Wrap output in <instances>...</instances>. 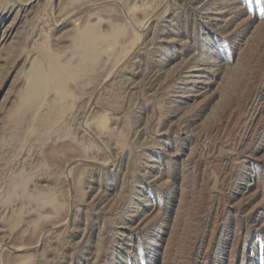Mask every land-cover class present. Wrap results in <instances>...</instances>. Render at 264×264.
Instances as JSON below:
<instances>
[{
  "label": "rangeland",
  "instance_id": "374dc122",
  "mask_svg": "<svg viewBox=\"0 0 264 264\" xmlns=\"http://www.w3.org/2000/svg\"><path fill=\"white\" fill-rule=\"evenodd\" d=\"M0 264H264V0H0Z\"/></svg>",
  "mask_w": 264,
  "mask_h": 264
},
{
  "label": "bare ground",
  "instance_id": "6f19581e",
  "mask_svg": "<svg viewBox=\"0 0 264 264\" xmlns=\"http://www.w3.org/2000/svg\"><path fill=\"white\" fill-rule=\"evenodd\" d=\"M5 29V28H4ZM83 32V31H82ZM9 33V32H8ZM81 38V37H80ZM91 44V43H90ZM89 43L86 44V46H84V48L89 49L90 47H93V43L90 45ZM96 45V44H95ZM94 45V48L96 50V47ZM91 49V48H90ZM93 49V48H92ZM91 49V50H92ZM78 51V50H77ZM85 52V51H84ZM88 54V52H85L84 54ZM95 53V52H94ZM44 55V54H42ZM45 57V56H44ZM41 60V56L39 57ZM44 58H42V61L44 62H36L33 63V65L31 66V69L27 75V82H26V86L25 89H23V91H20L19 93V99L17 100L18 103H16L15 106H13V108L10 110V112H7V118L9 119V121L11 123L17 124L18 122L20 123L21 120H25L26 117H28L33 104L35 103L33 100L38 98L41 94V92L43 91V89L50 85L51 87L55 88L57 91L60 92V90H62V86H63V79H62V72H60V68H63V64L61 67H57L56 65L54 66L53 64H49L48 61L46 62L45 60H43ZM46 59V58H45ZM80 59V57H79ZM49 60V59H48ZM51 61V60H50ZM49 61V62H50ZM81 61V60H80ZM78 63V62H77ZM88 64H86L87 66ZM73 66V65H72ZM68 66L66 69L68 70V73L71 77H78V75L81 73V68L82 66L80 64H77L76 66ZM90 66V65H89ZM66 70V71H67ZM63 71V70H61ZM81 75V74H80ZM52 78L50 80H46L45 78L51 77ZM80 77V76H79ZM68 81V80H67ZM66 81V82H67ZM65 82V81H64ZM65 82V83H66ZM69 92V91H68ZM57 93V92H56ZM44 94V93H43ZM61 94V93H58ZM18 97V95H17ZM16 97V98H17ZM54 98V97H53ZM43 99V98H42ZM45 99V98H44ZM48 100V99H47ZM55 100V99H54ZM45 101V100H44ZM58 101V100H57ZM38 102V101H37ZM49 102V101H48ZM55 103V102H54ZM51 104V103H50ZM53 104V103H52ZM35 105V104H34ZM51 108L53 107L52 105H50ZM62 108V107H61ZM34 109V108H33ZM56 111V110H55ZM32 113V112H31ZM54 113V112H53ZM58 113V112H57ZM51 114V113H50ZM57 115V114H56ZM44 116V115H43ZM41 119L38 120V126L41 127L40 128V132L43 133V128L45 127L46 123L49 122L47 118H45V116ZM55 116V115H54ZM6 117V116H5ZM57 118V117H56ZM29 120V119H28ZM34 121V120H32ZM23 122V121H22ZM35 122V121H34ZM48 124V123H47ZM37 125V124H35ZM51 125V124H49ZM15 126V125H14ZM20 126V125H19ZM37 127V126H36ZM11 130V129H10ZM14 130V129H13ZM37 130V129H36ZM39 131V130H38ZM46 131V130H45ZM39 132V133H40ZM11 133V132H10ZM16 135V134H15ZM40 135V134H39ZM43 135V134H42ZM40 135V136H42ZM42 138V137H41ZM19 182V181H18ZM25 182V181H24ZM16 183V182H15ZM16 189V188H14ZM29 193V192H28ZM16 195V194H15ZM31 196V195H30ZM33 197V196H32ZM51 197V196H50ZM36 198V197H35ZM42 198V197H41ZM25 199V198H24ZM27 199V198H26Z\"/></svg>",
  "mask_w": 264,
  "mask_h": 264
}]
</instances>
